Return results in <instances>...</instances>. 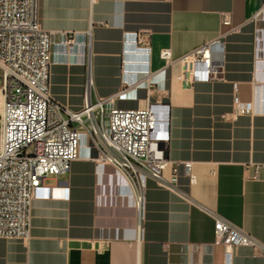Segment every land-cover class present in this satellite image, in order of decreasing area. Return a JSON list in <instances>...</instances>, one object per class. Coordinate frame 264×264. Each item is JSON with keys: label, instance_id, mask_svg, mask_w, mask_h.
<instances>
[{"label": "crops", "instance_id": "0c3cea01", "mask_svg": "<svg viewBox=\"0 0 264 264\" xmlns=\"http://www.w3.org/2000/svg\"><path fill=\"white\" fill-rule=\"evenodd\" d=\"M39 24L51 32V97L72 111L86 94L168 105L164 157L191 162L194 182L172 164L163 176L177 188L147 178L138 231L122 177L82 146L69 171L44 178L54 196L33 199L28 239L0 238V264H221L216 217L264 246V0H39ZM212 41L221 59L185 83V57ZM234 95L253 110L236 112ZM230 264L264 255L237 246Z\"/></svg>", "mask_w": 264, "mask_h": 264}, {"label": "built area", "instance_id": "2783aa9c", "mask_svg": "<svg viewBox=\"0 0 264 264\" xmlns=\"http://www.w3.org/2000/svg\"><path fill=\"white\" fill-rule=\"evenodd\" d=\"M63 37L64 44L71 45L73 33ZM160 54L168 57L167 50ZM220 55L219 42L205 43L185 57L189 66L180 78L185 83L208 79ZM51 63V32L40 27L39 0H0V238L28 239L33 199L54 196L46 191L44 178L69 171L82 146L88 159L110 166L122 177L141 230L147 178L177 188L163 176L172 164L176 178L182 166L187 184L194 182L191 162L164 157L161 142L167 140L163 116L168 105L148 102L141 108H120L113 97L91 101L86 94L83 108L72 111L49 93ZM259 84L264 102V82ZM233 105L236 112L253 110L236 95ZM213 231L214 245L222 247L221 264H230L237 246H252L264 255V246L220 217ZM195 253L193 249L191 255Z\"/></svg>", "mask_w": 264, "mask_h": 264}, {"label": "bare ground", "instance_id": "6f19581e", "mask_svg": "<svg viewBox=\"0 0 264 264\" xmlns=\"http://www.w3.org/2000/svg\"><path fill=\"white\" fill-rule=\"evenodd\" d=\"M220 49H221V46H220ZM218 59H221V55L219 56V58Z\"/></svg>", "mask_w": 264, "mask_h": 264}, {"label": "rangeland", "instance_id": "374dc122", "mask_svg": "<svg viewBox=\"0 0 264 264\" xmlns=\"http://www.w3.org/2000/svg\"><path fill=\"white\" fill-rule=\"evenodd\" d=\"M0 76H1V67H0Z\"/></svg>", "mask_w": 264, "mask_h": 264}]
</instances>
